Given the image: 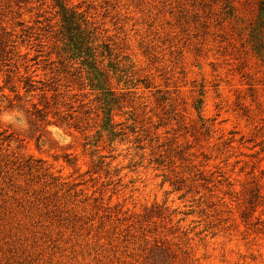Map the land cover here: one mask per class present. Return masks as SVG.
Returning <instances> with one entry per match:
<instances>
[{
    "label": "rangeland",
    "instance_id": "obj_1",
    "mask_svg": "<svg viewBox=\"0 0 264 264\" xmlns=\"http://www.w3.org/2000/svg\"><path fill=\"white\" fill-rule=\"evenodd\" d=\"M258 1L0 0V264H264Z\"/></svg>",
    "mask_w": 264,
    "mask_h": 264
},
{
    "label": "trees",
    "instance_id": "obj_2",
    "mask_svg": "<svg viewBox=\"0 0 264 264\" xmlns=\"http://www.w3.org/2000/svg\"><path fill=\"white\" fill-rule=\"evenodd\" d=\"M258 21L261 23V26L264 25V0H259L258 1ZM28 86V89L26 91H29L33 85H32V82L28 81L26 83Z\"/></svg>",
    "mask_w": 264,
    "mask_h": 264
}]
</instances>
